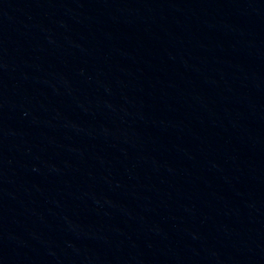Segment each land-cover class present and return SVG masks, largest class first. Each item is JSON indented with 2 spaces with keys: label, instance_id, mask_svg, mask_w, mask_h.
Masks as SVG:
<instances>
[{
  "label": "water",
  "instance_id": "water-1",
  "mask_svg": "<svg viewBox=\"0 0 264 264\" xmlns=\"http://www.w3.org/2000/svg\"><path fill=\"white\" fill-rule=\"evenodd\" d=\"M264 154V0H6Z\"/></svg>",
  "mask_w": 264,
  "mask_h": 264
}]
</instances>
